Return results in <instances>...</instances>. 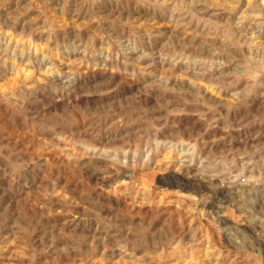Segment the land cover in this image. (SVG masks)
Listing matches in <instances>:
<instances>
[{
  "label": "rangeland",
  "instance_id": "374dc122",
  "mask_svg": "<svg viewBox=\"0 0 264 264\" xmlns=\"http://www.w3.org/2000/svg\"><path fill=\"white\" fill-rule=\"evenodd\" d=\"M0 264H264V0H0Z\"/></svg>",
  "mask_w": 264,
  "mask_h": 264
}]
</instances>
